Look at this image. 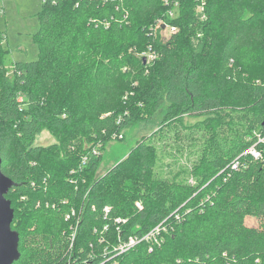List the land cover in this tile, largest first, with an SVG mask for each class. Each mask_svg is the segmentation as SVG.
<instances>
[{"label": "trees", "instance_id": "16d2710c", "mask_svg": "<svg viewBox=\"0 0 264 264\" xmlns=\"http://www.w3.org/2000/svg\"><path fill=\"white\" fill-rule=\"evenodd\" d=\"M38 20L39 58L16 62L13 77L0 31L1 170L16 183L6 197L20 234L13 264H264V0H43ZM160 20L176 28L165 44ZM166 103L168 129L183 115L223 113H238L243 128L236 139L210 136L200 184L145 185L130 157L108 184L94 179L97 148ZM44 128L55 144L35 145ZM254 145L261 160L246 153ZM137 151L146 170L145 143ZM139 188L149 193L143 209ZM118 217L127 220L121 240L161 225L163 242L104 254L99 239L119 240Z\"/></svg>", "mask_w": 264, "mask_h": 264}, {"label": "rangeland", "instance_id": "374dc122", "mask_svg": "<svg viewBox=\"0 0 264 264\" xmlns=\"http://www.w3.org/2000/svg\"><path fill=\"white\" fill-rule=\"evenodd\" d=\"M42 5L43 0H0V31L4 32L1 54L3 64L11 77L16 62H31L39 58L36 34ZM173 28L176 29L168 26V32L157 24L155 33L163 44L168 42L170 37L168 33L174 32ZM142 55L144 54H140V57ZM145 58L148 59L147 56ZM168 110V103L156 111L147 112L143 109L137 116L135 115L121 134L114 136L104 146H99L97 150L100 152L101 149L102 161L93 175L94 179H105V183L108 184L111 180L109 173L130 157V163L135 166L132 169L135 171L133 179L140 178L145 185L155 180L200 184L204 178L202 171L208 167H204L202 162L210 136L220 132L222 137L236 139L243 128V124L237 119L238 113L232 114L233 116L223 113L197 117L183 115L180 124L168 129ZM252 139L251 134L245 141L250 142ZM56 142L51 132L44 128L36 137L35 145L47 147ZM143 143L149 150L152 164L146 170L138 167L140 154L137 148ZM137 193L139 197L136 199V205L143 209L141 196L149 194L148 190L139 188ZM254 227L257 228L258 225ZM161 228L164 230L166 227Z\"/></svg>", "mask_w": 264, "mask_h": 264}, {"label": "built area", "instance_id": "2783aa9c", "mask_svg": "<svg viewBox=\"0 0 264 264\" xmlns=\"http://www.w3.org/2000/svg\"><path fill=\"white\" fill-rule=\"evenodd\" d=\"M171 0H165V3L169 4ZM205 2L202 3V6H200V10L202 11V8L204 6ZM177 5V3H176ZM177 14L176 13V9L174 11H170L169 15L170 17H174V15ZM158 27L162 26V24H164V21L160 20L158 21ZM166 27V25L164 24V28ZM168 27V26H167ZM171 28V27H170ZM174 29V28H173ZM174 32H176V30L174 29ZM151 56V58H149V56ZM145 56H147L149 59L154 60L155 59V54H145ZM154 58V59H153ZM258 141L259 142H264V135L262 134H258ZM247 154H250V156H252L254 159L256 160H261L263 158L262 153L260 151H258V149L256 148V146H252L251 148H249L246 152ZM88 161V156H84L82 163L85 164ZM239 166V162L236 161L233 163V169L237 170ZM105 212L106 214H108L110 212V208L106 207L105 208ZM72 214L74 215V211H72ZM67 218H69V216H67ZM127 220L122 219L120 217L116 218L114 221V225L116 227V230L118 232V241L114 242V243H107L105 241V238H101L99 239L102 245H106V247L103 248L104 254H109V253H116L118 255H123L125 253H127L128 251H130L131 249L135 248L138 244H140L141 242H146L148 249L150 252L155 251L157 248H159V246L161 245V243L163 242V237L160 236V227L161 225H157L155 226L153 229H151L149 232H147L146 234H144L142 237H139L138 235H129L127 239H122L121 240V235H122V225L126 224ZM77 229H78V225L76 227L73 228V237H72V246L74 245L75 239H76V235H77ZM109 224H104L103 226V232L107 233L109 231ZM167 228H165L164 230H166ZM95 231H97V229H95ZM92 260V258H90ZM78 260V259H77ZM91 260L86 259L84 261V264H93L91 262ZM67 264H75V262H68ZM98 264H107V262H100Z\"/></svg>", "mask_w": 264, "mask_h": 264}, {"label": "water", "instance_id": "95a60500", "mask_svg": "<svg viewBox=\"0 0 264 264\" xmlns=\"http://www.w3.org/2000/svg\"><path fill=\"white\" fill-rule=\"evenodd\" d=\"M1 167L0 153V264H13L20 258V234L12 228L15 210L6 196L16 183L2 172Z\"/></svg>", "mask_w": 264, "mask_h": 264}]
</instances>
